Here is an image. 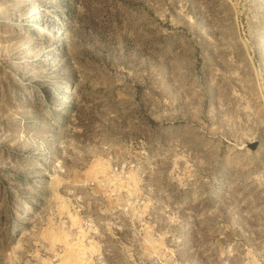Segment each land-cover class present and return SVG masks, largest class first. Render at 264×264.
<instances>
[{
    "label": "rangeland",
    "instance_id": "rangeland-1",
    "mask_svg": "<svg viewBox=\"0 0 264 264\" xmlns=\"http://www.w3.org/2000/svg\"><path fill=\"white\" fill-rule=\"evenodd\" d=\"M0 264H264V0H0Z\"/></svg>",
    "mask_w": 264,
    "mask_h": 264
}]
</instances>
